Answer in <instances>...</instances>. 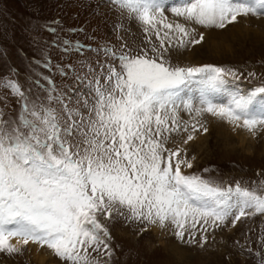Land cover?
Wrapping results in <instances>:
<instances>
[{
  "label": "snow or ice",
  "instance_id": "obj_1",
  "mask_svg": "<svg viewBox=\"0 0 264 264\" xmlns=\"http://www.w3.org/2000/svg\"><path fill=\"white\" fill-rule=\"evenodd\" d=\"M105 5L127 13L158 45L93 48L69 38L83 28L36 19L24 29L39 53L26 58L29 86L15 68L0 77V252H18L17 238L46 246L63 264H100L94 253L109 264L104 221L171 225L182 244H193L189 223L206 233L264 214V180L247 187L185 175L182 166L193 164L167 147L175 133L187 134L184 144L207 134L205 115L252 134L264 129V86L244 91L230 87L238 78L232 69L172 60L173 50L204 42L197 26L223 30L241 17L264 18V0H103L98 7ZM168 11L182 22H167ZM181 111L192 120L182 122ZM207 242L203 235L200 246Z\"/></svg>",
  "mask_w": 264,
  "mask_h": 264
},
{
  "label": "rangeland",
  "instance_id": "obj_2",
  "mask_svg": "<svg viewBox=\"0 0 264 264\" xmlns=\"http://www.w3.org/2000/svg\"><path fill=\"white\" fill-rule=\"evenodd\" d=\"M174 1L175 3L170 6H178L181 3L180 0ZM102 2L103 0H0V77L9 75L10 70L15 68L19 70L20 83L25 87L29 86V69L26 66L29 61L26 58L34 54L38 56L39 53H34L29 46L24 29L30 22L35 23L36 19L59 20L64 29L83 28V33L78 31L75 36L69 38L79 39L93 48L107 44L120 50L121 46L126 44L135 52L141 49L150 51L149 39L158 45L156 37L145 34L142 26L128 18L127 13L121 14L119 10L107 5L103 8L98 7ZM168 17L167 22H170ZM243 18L239 19L242 23H244ZM199 33L197 31L194 35ZM243 33L246 35L245 31ZM43 35L47 36V33ZM233 44V48L224 53L225 55L222 54L221 57L214 54L200 55L191 65L211 64L234 70L238 78L232 81V77H228L232 81L230 87L238 85L240 89L247 91L264 86V40L254 41L249 37L246 40L235 41ZM52 56L55 61L61 59L60 54L55 50L52 51ZM172 60L173 63L187 65L175 50L172 52ZM55 79L60 83L58 76ZM10 105L8 111L10 115L15 116L14 110L18 106L14 98H10ZM180 118L182 122L192 120L188 114L181 115ZM201 120L209 129L207 134L196 133L195 140L184 144L187 134L175 133L167 143V147L171 150L182 149L180 158H185L193 164L190 169L182 166L185 175H201L204 178L214 179L222 185H235L239 181L242 186L247 187H252L253 181L259 183L264 180V129H258L255 134L249 132L250 135L244 141L242 128L238 129L222 121L221 124L207 121L205 117H201ZM199 136H202L201 140H198ZM205 169L209 171L205 172ZM104 223L109 226L112 236L110 244L114 250V256L109 264H262L264 262V214L242 219L236 227L217 228L206 233L202 232V228L206 226L196 224L193 227L189 223L185 235L186 237L189 234L194 235L193 244H182L171 225L161 228L159 225H144L123 218H118L115 223L108 221ZM144 228L147 230H142ZM203 235H207L208 242L201 247L199 242ZM176 248L184 251L189 259L179 260L175 254ZM39 249L43 255L48 256V264L50 262L63 264L46 246L39 245ZM34 255V250L28 247L12 254L0 252V264H40ZM93 255L100 264H105V257L102 254Z\"/></svg>",
  "mask_w": 264,
  "mask_h": 264
},
{
  "label": "bare ground",
  "instance_id": "obj_3",
  "mask_svg": "<svg viewBox=\"0 0 264 264\" xmlns=\"http://www.w3.org/2000/svg\"><path fill=\"white\" fill-rule=\"evenodd\" d=\"M180 2H181V0H180ZM173 3H175L174 0H167V4H169V6L172 5ZM166 15L169 16L168 19L170 20V22L171 21L182 22L181 18L175 17L173 14H171L170 11L166 12ZM243 19H244V21H243L244 23H242L241 20H239L237 23H233V24L228 25L223 30L203 29V28H199L197 26V31L204 33V37H205L204 42L199 44V45L192 46L193 47V48L191 47L192 49L189 48V50L190 49L192 50V51L190 50L191 52L188 51V49L179 51V55L181 57V60H183L187 65H191L194 62V60L197 59V57H199L200 55L205 56V55H209V54H214L216 56L221 57L222 54L227 53V51L229 49L233 48L232 47L234 45L233 42H235V41L246 40L249 37L251 38V40H254V41L255 40L256 41H263L264 40V18H261V17H255L254 18V17L249 16L246 18L244 17ZM243 29H244L246 35H244ZM209 56H211V55H209ZM181 115H187V113H185L184 111H181L180 116ZM203 117H205V120H207V121H215V122H218L219 124H221L220 120L213 118L211 116L205 115ZM218 123H213V124H218ZM242 133H243L242 138L245 141L250 134L245 129H244V132H242ZM240 134H241V132H240ZM198 138H197L198 140H201L202 136H199ZM206 141H207V139H206ZM11 243L15 247H17L19 249V251L26 248V247L34 250V254H35L34 256H35L36 260L40 264L47 263V257L48 256H45V255H43V253H41V249H39V245L36 244L35 242L29 241V243L25 245L22 240H18L17 238H13ZM175 254L178 256V259L181 261L185 260V259H189V257L187 256V254L184 251L178 250L177 248L175 249ZM49 264H55V263L50 262Z\"/></svg>",
  "mask_w": 264,
  "mask_h": 264
}]
</instances>
